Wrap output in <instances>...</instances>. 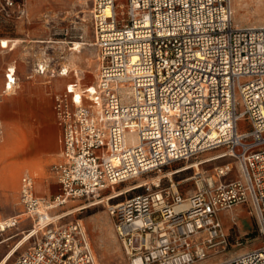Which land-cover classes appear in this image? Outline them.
Segmentation results:
<instances>
[{"label": "built area", "instance_id": "1", "mask_svg": "<svg viewBox=\"0 0 264 264\" xmlns=\"http://www.w3.org/2000/svg\"><path fill=\"white\" fill-rule=\"evenodd\" d=\"M4 1L9 15L27 16ZM91 14L97 81L54 96L60 193L40 197L35 178L22 176L18 216L33 221L25 235L33 245L13 264H98L85 227L51 211L103 203L109 187L218 149L209 161L232 157L236 166L216 168L191 197L144 185L109 204L116 234L129 264H198L226 243L220 213L249 204L260 246L213 264H264V27H238L232 0H93ZM14 76L8 67L6 89ZM16 217L4 218L0 205V235Z\"/></svg>", "mask_w": 264, "mask_h": 264}, {"label": "rangeland", "instance_id": "2", "mask_svg": "<svg viewBox=\"0 0 264 264\" xmlns=\"http://www.w3.org/2000/svg\"><path fill=\"white\" fill-rule=\"evenodd\" d=\"M12 1L15 5L12 11L25 8L27 16L9 15L5 1L0 0V205H3L4 218L23 212L19 184L26 173L35 177L38 196L54 199L60 193V186L51 173V166L58 161L61 150L60 131L53 110L54 96L65 92L68 83L78 82L80 91L92 82L95 85L100 68L99 51L94 44L93 0ZM232 8L238 27H264V0H232ZM76 42L84 43L80 53H72L71 48ZM71 55L76 69L67 65L66 57ZM11 65L15 67L16 85L6 92V72ZM65 69L68 73L62 75ZM222 153V149L205 151L189 160L177 161L161 170L132 178L128 184L149 182L154 190L173 188L184 198H189L205 186L207 178L217 179L216 168L227 162L236 166L232 157L208 161ZM4 173L13 174L16 185L9 189L8 201L2 196ZM159 175L163 178L156 187L150 183V178ZM145 191L146 188L141 187L88 208H84L88 201L70 200L51 211V215H63L69 209L80 208L62 218L60 223L78 221L85 227L98 264H129L108 205ZM109 193L107 189L101 197L106 198ZM21 219L23 221L16 227L0 235V261L24 241L27 232L33 228L34 223L27 216ZM220 220L226 243L213 249L207 259L198 264L217 263L260 246L258 224L251 205L224 210ZM32 245L33 240L24 241L7 264H13L17 256Z\"/></svg>", "mask_w": 264, "mask_h": 264}, {"label": "bare ground", "instance_id": "3", "mask_svg": "<svg viewBox=\"0 0 264 264\" xmlns=\"http://www.w3.org/2000/svg\"><path fill=\"white\" fill-rule=\"evenodd\" d=\"M240 1V0H239ZM84 19V18H83ZM15 41H17V40H15ZM83 46H84V43H81V42H76L75 43V46L73 47V48H71L74 52H72V53H80L81 52V50L83 49ZM71 53V54H72ZM66 59H68V61H69V64H67L68 66H70V68H72V69H76V65L74 64V61H73V56L71 55V57H66ZM14 65H11L10 67L12 68ZM78 71V70H77ZM68 73V71H66V74ZM47 83H49V82H47ZM46 83V84H47ZM67 85V84H66ZM68 85H69V83H68ZM94 82H92V83H90V85L88 86V88H91L92 90L94 89ZM87 88V87H86ZM11 91V89L10 90H8V89H6V92H10ZM76 94L77 95H79L80 94V89L79 90H76ZM219 157H221V156H219ZM216 158H218V157H216ZM189 160V159H188ZM207 161V160H206ZM209 161V160H208ZM205 163V162H204ZM188 164V163H187ZM200 164V163H199ZM194 166V165H193ZM192 166V167H193ZM188 168V167H187ZM190 168V167H189ZM15 170H17V169H15ZM14 171V170H13ZM12 171V172H13ZM10 173V172H9ZM162 178H163V176H161V175H159V176H155V177H152V178H150V183L152 184V185H155V186H159L160 185V182H161V180H162ZM129 180L130 179H128V180H126V181H124V182H120V183H118V184H116V185H114V186H112V187H109V190H110V193L109 194H107L106 195V198H108V199H106V200H113V199H116V198H118V197H120V196H123V195H125L126 193H129V192H132L133 190H135V189H138V188H141V187H143L144 185H148L149 184V182H145V183H143V184H139V185H129L128 184V182H129ZM137 180V179H136ZM144 180V179H143ZM1 184H2V188H3V194H2V196H3V198L4 199H6V201H8L9 200V189H12V186H13V189H14V187L16 186V185H14V175L13 174H10V175H7L6 173H4L3 174V176H2V179H1ZM123 184H125L123 187H121V188H119V189H117V187L118 186H121V185H123ZM109 201V202H110ZM104 202V201H103ZM69 203V201L67 202V204ZM101 202H99V203H96V204H91V205H87V206H85L84 208H88V207H90V206H93V205H98V204H100ZM3 205H1V207H2ZM75 208V207H74ZM72 208L73 210H71V209H69L67 212H65V214H63V216L62 217H67L68 215H71V214H73V213H75V212H77V211H79V209L80 208ZM18 215H20V214H16V215H14V216H11V217H24L25 215H21V216H18ZM16 217V218H17ZM48 218H49V216H48ZM23 220L21 219V222H22ZM42 221H44V219L42 220ZM28 238H25L24 239V241H26ZM24 241H22L16 248H14V249H12L9 253H7L6 255H5V257L0 261V264H7L8 262H9V260H11V258L13 257V255L15 254V252L19 249V246L21 245V244H23L24 243Z\"/></svg>", "mask_w": 264, "mask_h": 264}, {"label": "crops", "instance_id": "4", "mask_svg": "<svg viewBox=\"0 0 264 264\" xmlns=\"http://www.w3.org/2000/svg\"><path fill=\"white\" fill-rule=\"evenodd\" d=\"M60 157H61V150H60V156H59V159H58V161L60 160ZM26 174H28V173H26ZM30 174V173H29ZM35 178V177H34ZM36 180V179H35ZM21 181V180H20ZM19 189H20V184H19ZM20 191V190H19ZM37 193V192H36ZM38 195V194H37Z\"/></svg>", "mask_w": 264, "mask_h": 264}]
</instances>
